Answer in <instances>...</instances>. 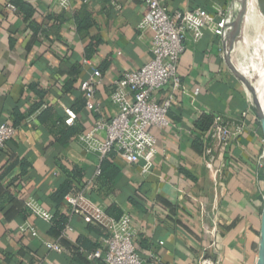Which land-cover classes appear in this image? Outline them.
I'll return each instance as SVG.
<instances>
[{
  "label": "crops",
  "instance_id": "1",
  "mask_svg": "<svg viewBox=\"0 0 264 264\" xmlns=\"http://www.w3.org/2000/svg\"><path fill=\"white\" fill-rule=\"evenodd\" d=\"M162 2L175 14L229 7L232 0ZM147 13L140 0H69L68 7L61 0H0V125L17 128L0 149V168L11 155L29 165L23 175L18 165L4 185L19 205L33 196L68 219L60 229L29 212L22 218L16 213L21 206L8 205L0 212V264H105L89 258L101 246L103 227L82 214L70 216L58 194L68 181L81 186L98 167L101 175L95 177L91 197L113 208L114 215L116 210L129 214L144 264H199L213 241L219 254L212 256L219 264H256L263 138L246 89L226 65L214 24L199 41L187 40L178 67L186 93L168 86L156 96L160 103L171 98L170 124L150 129L158 141L148 173L143 161L129 164L115 155L100 160L77 140L97 119L108 121L116 113L113 81L152 58L153 33L138 27ZM84 58L102 72L98 112L85 108L80 90L88 74ZM64 106L77 113L74 125L65 123ZM216 114L234 131L243 127L226 152L217 154L214 172L203 152ZM44 241H58L62 251L48 249Z\"/></svg>",
  "mask_w": 264,
  "mask_h": 264
},
{
  "label": "built area",
  "instance_id": "2",
  "mask_svg": "<svg viewBox=\"0 0 264 264\" xmlns=\"http://www.w3.org/2000/svg\"><path fill=\"white\" fill-rule=\"evenodd\" d=\"M148 10L140 21L139 29L151 30L152 58L138 69L126 70L113 81V91L110 94L112 103L117 107L110 120L97 119L90 131L81 132L77 140L86 152L95 153L100 160L109 155L123 158L129 164L144 162V173L152 167L153 157L157 152V138L151 133L152 127L164 128L170 124L168 118L171 98L162 103L156 96L160 90L170 86L172 90L186 93L185 86L179 74V61L187 48V40L191 37L199 41L206 27L214 24V32L222 36L226 25L232 17L231 6L214 5L211 10L204 7L185 9L171 14L162 0H140ZM63 7L69 6V0H61ZM9 8L16 11L15 5ZM83 65L88 72L80 83L85 108L92 112L101 109V103L96 98L98 86L102 83V72L90 58L83 59ZM198 94L196 89L193 93ZM65 123L74 125L77 113L71 107L64 106ZM243 125L233 130L229 121L221 114L213 117V122L207 132L204 144V157L210 170L214 169V161L220 152H226ZM17 128L13 124L0 125V148L14 138ZM100 136L99 134H102ZM264 156V154H263ZM101 174L98 167L95 174L83 181L79 187L73 188L66 196L65 203L70 207L69 215L82 214L104 229L100 248L89 254L90 259L102 258L105 264H144L136 247L137 231L128 213L120 218L108 214L107 206L95 202L90 194L95 177ZM25 207L30 214L51 223L53 213L35 197L28 196ZM28 227L29 224H26ZM33 234H37L33 231ZM45 246L53 251L61 252L58 241H44ZM207 255L199 264H219L212 255L219 252L214 241ZM153 264V263H146Z\"/></svg>",
  "mask_w": 264,
  "mask_h": 264
},
{
  "label": "water",
  "instance_id": "3",
  "mask_svg": "<svg viewBox=\"0 0 264 264\" xmlns=\"http://www.w3.org/2000/svg\"><path fill=\"white\" fill-rule=\"evenodd\" d=\"M249 0H232V17L230 22L226 25L224 33L222 35L223 43V57L227 67L237 80L246 89L253 110L261 123L264 141V109L256 89V81L254 78L248 77L236 64L234 60V52L237 49L240 36L244 29L246 15L248 11ZM256 264H264V195H263V209H262V220H261V233L260 242L258 249V259Z\"/></svg>",
  "mask_w": 264,
  "mask_h": 264
},
{
  "label": "rangeland",
  "instance_id": "4",
  "mask_svg": "<svg viewBox=\"0 0 264 264\" xmlns=\"http://www.w3.org/2000/svg\"><path fill=\"white\" fill-rule=\"evenodd\" d=\"M254 2L255 12L251 13L249 16L250 23L248 28L243 29L237 49L234 52V60L244 72L247 71L248 75L255 79L257 78V71L261 66V61L264 62V40L261 39L262 22H264V0H254ZM257 124L263 138L262 127L259 120Z\"/></svg>",
  "mask_w": 264,
  "mask_h": 264
},
{
  "label": "trees",
  "instance_id": "5",
  "mask_svg": "<svg viewBox=\"0 0 264 264\" xmlns=\"http://www.w3.org/2000/svg\"><path fill=\"white\" fill-rule=\"evenodd\" d=\"M212 122H213V118H212ZM212 122H211V124H212ZM7 144H6V146H7ZM18 165L22 168L21 174L22 175L25 174L26 173V170L29 167V165L28 164H25V161L23 159L19 158L18 156H15V155L9 156L8 160L6 161V163L0 168V212H2L8 205L13 204L16 207L17 206H21V208H20L21 210H18L16 213H19L22 216V218H24L26 216L27 212H29L27 210V208L25 207V202H24V204H20L19 205L18 204L19 201L9 192L8 187L6 185H4V180L6 179V177ZM73 188H75V185L74 186L71 185L69 181H68V183H65L58 190V194H60L59 195L60 200H63L64 199V201H65V196ZM112 210H113V208H110V207L107 208L108 214H110L111 216H113L115 218H120L121 215L123 214L122 211L116 210L118 212V214L117 215H114V213L112 212ZM16 213H13V214H10V215L8 213L7 214H8V216H11V215H14ZM67 220H68L67 217L65 215L60 214L58 211H56V212L53 213V219H52V221H53L54 224H58V227L60 229L66 225ZM98 259H102V258H98Z\"/></svg>",
  "mask_w": 264,
  "mask_h": 264
},
{
  "label": "bare ground",
  "instance_id": "6",
  "mask_svg": "<svg viewBox=\"0 0 264 264\" xmlns=\"http://www.w3.org/2000/svg\"><path fill=\"white\" fill-rule=\"evenodd\" d=\"M253 12H255V2H254V0H249V2H248V11H247V15H246L244 29L248 28L249 23H250V17L249 16ZM261 29H262V37H261V39L264 40V22H262V28ZM260 65L261 66H260L259 70L257 71V78H255L254 80L256 81V89H257L258 95L260 97V100H261V103H262V106H263V109H264V62L261 61ZM244 73L246 75H248L247 71H245ZM248 77L252 78L250 75H248Z\"/></svg>",
  "mask_w": 264,
  "mask_h": 264
}]
</instances>
